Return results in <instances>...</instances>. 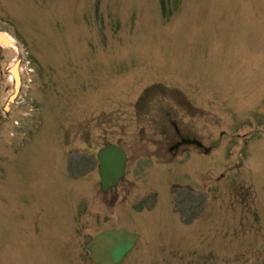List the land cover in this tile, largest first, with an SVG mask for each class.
I'll list each match as a JSON object with an SVG mask.
<instances>
[{
  "label": "rangeland",
  "instance_id": "1",
  "mask_svg": "<svg viewBox=\"0 0 264 264\" xmlns=\"http://www.w3.org/2000/svg\"><path fill=\"white\" fill-rule=\"evenodd\" d=\"M166 1L164 6H169L173 9L171 16L167 20L158 21L159 23L155 25L160 17L163 2L161 0H142L143 19L146 18V20L137 25V18L131 10L134 8L133 5H139V1L61 0V3L68 10L64 9V13L59 10L57 12L58 16L43 14L45 18L43 25L49 24L51 28L55 29L56 33L62 36V40L53 39L56 45L51 50L47 48L48 43L44 36L40 39L38 36L32 35L39 28L49 27L36 25V28H30L28 25L36 24L37 17L30 18L27 16L28 13L22 15L16 13L13 2L7 1L5 11L14 17L12 18L13 23L19 24V28H1V30L11 34L17 40L16 43L19 46L18 48L0 47V66L3 69V74L0 75V123L4 121L3 138L11 133L12 125L18 124V140L26 143L28 147L27 155L29 154L37 161L44 160L50 169H56L60 168V165L54 159L55 157L64 159L62 165V168H64L66 167V158L70 155L69 153L78 154V157L86 161H80V164L78 163L79 165L73 170L84 171L86 179H90V170L94 168V164L91 163V156L94 155L97 149L103 148L108 143L125 146L129 149V154L132 157L129 162L130 176L128 177L129 180L127 179L128 181L124 182L122 188L118 191L120 192L118 200H124L128 197L127 206H130L129 214L134 215L133 219H138L141 213L139 212V207L136 208L140 202L143 201V205L140 207L142 209L150 205V201L145 200L149 191H154L155 188L158 192L164 193L165 201L170 200L167 195L170 191L174 206L177 205L178 208L179 224H181L185 233L178 234L185 238V241L182 240L181 242L182 248L191 249V241L187 240H191L193 234L199 236L201 230H204V233L206 236L209 235L208 238L210 239L207 240L203 249L206 251V256L193 257L189 255V251H186L178 255L171 254V261H168L167 256L163 254L157 242L153 241V236H157L158 232L149 230L145 232L149 240L139 244L133 255L127 261H124L123 264H194L195 262L226 264L224 248L219 242L223 235L227 239V237L235 238L238 234V227L234 228L238 224V220L237 222H232L231 219L244 217L240 212L232 211L230 213L229 206L239 205V201L233 200L232 196L235 198L239 197L240 188H249L253 193V197L256 198L255 206L252 207L250 205L249 207L256 208L260 220L263 219V223H261L263 224V234L260 237H264V193L259 195L261 187L256 182V175L250 179L239 177L241 174L238 170L240 166L237 163L238 160L233 164L234 157L231 159L227 157V155H230V151L236 150L235 144L226 136L221 137L222 133H219L223 129H229V132L233 131L235 134L238 130L237 126L241 123L247 125L250 120H256L255 114L264 118V18L261 17L264 14V0ZM222 2L224 3L219 12L222 15L229 12L227 4L235 10L240 9L242 6H248L252 13L250 18L254 20L253 27L239 26L238 28H233L234 31L240 33L238 34L228 30L231 27L208 25L201 14L203 15L204 10L208 9L214 13L215 19L218 20L217 6ZM183 5H186L185 12L178 14V10ZM128 8L130 11H128ZM136 12L139 13L140 9H137ZM192 14L193 19L190 18ZM231 23L234 26L239 25L237 13L231 16ZM26 28H30L32 33H29ZM106 28H111L110 36L107 35ZM113 28H123V32L133 37L135 41L141 37L142 30L138 28H143L142 42L132 43L129 41L124 45V48L135 51L141 61L147 60L148 63H151L150 61H153L157 56L155 49L158 47L169 48L167 52H172V58L169 57L170 62L160 64L162 69L157 71L158 77L154 81H147V83L159 82L162 84V88L153 89L148 93L150 98L147 103L146 116L148 125H143V127L147 128V136L160 134L155 124L151 122L155 115L154 104L157 101L163 103L164 109H168L166 104H172L181 116L176 121L181 126L188 125L194 130L198 120L190 114L186 116L185 105L190 102L191 104L193 103V106H199L197 100L193 101L195 99L191 98V96L195 89L198 88V83L203 86L206 81L210 80L203 79V74L206 77H211L212 82H220L223 87L224 98L218 89H214V92H211L212 106L208 109L211 113L212 144L219 142L220 146L218 145L210 160H203L197 163L199 166L198 183L197 187H194L191 192L179 193L174 190L175 188L171 186L168 179L171 176L173 177L172 182H181L179 177H174V172L177 170L176 167L183 165L185 160L178 161L169 167V165L164 164L166 158L149 157V153L143 152L149 151L153 146L146 145L150 143L149 137H146L147 143L143 142V136L140 137L142 132L141 125L137 120L139 98H134L138 88L133 86V77L142 73V70L134 66L126 69L120 68L119 63L121 61L124 63L129 62L135 59V56L129 57L124 53L121 55L117 53L116 56L113 55V58L109 57V53L111 55V50L108 49L110 45L102 40L104 36H109L108 40L112 41L114 37ZM251 30H253V33H251ZM52 35L53 33L49 32L46 36L51 38ZM243 39L250 40L251 43H246ZM122 42L119 40L114 43L121 44ZM178 44L186 45L187 50L194 53L187 55V53L179 52L180 49L170 48ZM58 45L61 49L62 47L65 48L66 51L65 49L63 51L60 49L59 51ZM173 52L176 53L174 54ZM110 59H113V66L109 63ZM165 61H167L166 57ZM17 62H20L21 65L22 87L25 85V90L28 87V75L32 71H34V78L31 84V91H25L23 97L19 95V98H21L20 103L10 106L12 111L6 113L4 107L9 102L8 98L14 92L12 78L7 71ZM30 62H33L32 66L27 67ZM189 63L196 64V70L193 68L187 70L183 67ZM148 69L155 70L156 65L149 64L146 70ZM165 86L168 88H165ZM131 90H135V92H131ZM127 93H129V96H126ZM216 93L221 101L225 99L226 103H229L226 98L230 95L234 97L237 94L238 98H233L230 107L221 108V101L216 99ZM29 102H32L30 106H28ZM51 107L54 114V122L59 124L63 120L64 124L69 128L68 131L71 137H75L77 143L64 147L65 135L62 136L59 129L52 127L58 139L53 142L54 154L45 155V152L30 154L34 151L33 146L41 145L45 142V139H43L45 136L41 135L34 140L24 139L23 137L39 124L48 129L50 125L44 120H50L48 116L50 115ZM61 107H63L62 110ZM34 108L41 111V113L38 114L36 112L33 118L25 119L23 116L29 113L27 109ZM15 112L17 115L20 114V116H16ZM111 114L117 115L116 120H114L116 129L109 126L111 123H106L100 127L98 120L101 119V115L111 119ZM158 116L159 122L161 121L160 112ZM187 117L188 119H185ZM172 122L169 120L166 125L170 126ZM215 125L218 127H215ZM245 128L246 131L251 129L248 125ZM13 131L17 132V129L14 128ZM204 131L205 129L199 130L200 133H204ZM157 144L160 147L159 139ZM163 144L167 146V143ZM256 144L251 143L249 151L245 154V156L247 155L249 166L242 169L244 174L248 168L252 169L254 167L257 155L260 157L264 155V141H261L258 144L259 146H256ZM140 155L149 157V160L140 161V159H137V156ZM4 156L8 157L7 148L4 150ZM250 159H252V162ZM233 166L234 170L229 172ZM258 175L260 176V174ZM161 177H167V182H164V184L168 186L169 190L161 186ZM185 181L187 182L188 180ZM151 184L154 187H149ZM129 185H137L133 189L131 196L123 194L125 190L130 189ZM232 191H234V195H232ZM192 194H197L199 198L197 196L192 197ZM216 197H218L219 201L213 206ZM205 199L208 200V208L205 210V215L195 219V221L202 220L195 227L187 226L184 221H188L193 214L198 212L191 207L196 206L198 203L203 205ZM135 203H137L136 206L132 207ZM246 205L248 206V202ZM182 209L184 211L192 210L193 214L189 211L185 214ZM123 211V208L117 209V213H122ZM181 212H183V215ZM215 223L219 226L218 231H221V227H224L218 233V241L214 240L215 234L211 235L210 232V227L214 226ZM3 224L2 228L4 231L2 234L0 233V264H43L37 260L38 255L42 252L37 243V241L41 240L40 235L21 231L14 224L8 231V226ZM157 224L162 225V223ZM257 224H259V220ZM176 226V222L172 221V229L175 232H177ZM227 227L230 228V236L226 234ZM127 229L135 231L137 228L134 227L133 223H130ZM260 237L257 238L255 235L252 238L244 237L243 243L249 241L254 243L258 249L248 253L253 254L257 259L264 260V238ZM166 238L170 242L175 243L171 236ZM87 242L88 240L86 239L79 242L80 247L72 263L90 264L84 250V244H87ZM211 242L217 243L210 248H206V245ZM19 243L30 247L27 250L21 249ZM235 243H237L236 240L225 242L226 252L233 253L228 254V257L234 261L237 259V256L234 255L237 251L234 246ZM46 262V264H65V261L59 257L47 258ZM251 262V264H262V262L255 261V259Z\"/></svg>",
  "mask_w": 264,
  "mask_h": 264
},
{
  "label": "bare ground",
  "instance_id": "2",
  "mask_svg": "<svg viewBox=\"0 0 264 264\" xmlns=\"http://www.w3.org/2000/svg\"><path fill=\"white\" fill-rule=\"evenodd\" d=\"M14 73H16V70L14 71Z\"/></svg>",
  "mask_w": 264,
  "mask_h": 264
},
{
  "label": "water",
  "instance_id": "3",
  "mask_svg": "<svg viewBox=\"0 0 264 264\" xmlns=\"http://www.w3.org/2000/svg\"><path fill=\"white\" fill-rule=\"evenodd\" d=\"M112 261H115V260H112Z\"/></svg>",
  "mask_w": 264,
  "mask_h": 264
}]
</instances>
